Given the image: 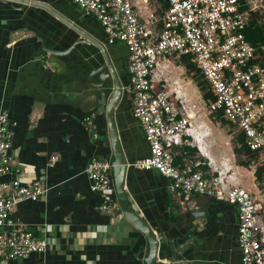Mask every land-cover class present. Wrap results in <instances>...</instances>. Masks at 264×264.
I'll list each match as a JSON object with an SVG mask.
<instances>
[{"label": "crops", "instance_id": "1", "mask_svg": "<svg viewBox=\"0 0 264 264\" xmlns=\"http://www.w3.org/2000/svg\"><path fill=\"white\" fill-rule=\"evenodd\" d=\"M36 1L49 5L105 43L126 87L114 115L128 160L125 188L130 204L136 205L151 227H158V232L169 238L188 261L240 264L237 206L200 195L181 201L169 193L168 179L133 166L149 157L150 151L133 116L128 94L127 47L119 43L109 45L101 25L71 0ZM156 1L163 15L168 3ZM134 3L143 19L147 13L157 20L162 17L152 9L150 0ZM80 39L76 31L43 8L0 0V113H8L13 123L12 156L15 167L20 169V173L6 175L1 181L17 180L22 184L40 181L47 188L41 200L22 201L12 215L24 229L46 239L47 250L8 264H145L148 247L145 237L125 219L121 210L103 211L105 200L90 188L88 164L93 158L113 162V152L106 117L108 100L96 87L101 83L97 69L103 65L104 57L93 44L81 43L71 49ZM53 51L61 54L54 55ZM170 64L171 61H163L159 69L168 83L166 74L173 72ZM173 67L184 70L183 66L173 64ZM182 79L169 83L167 90L172 94L179 86L181 99L189 103V98L196 96L194 82L192 78L187 82ZM191 110L196 134L188 147L203 154L210 134L201 133L206 122L200 121L199 109L191 105ZM87 118L94 120L92 129L87 127ZM95 133L99 138H94ZM198 138L203 140V149L196 143ZM184 160L181 164L190 161ZM257 161L258 165L260 160ZM256 168L239 164L227 184L243 187L253 196L263 208L264 224V182L257 181ZM110 200L118 203L117 192L110 195ZM162 250L158 264L166 263L165 253L169 250L164 246Z\"/></svg>", "mask_w": 264, "mask_h": 264}, {"label": "built area", "instance_id": "2", "mask_svg": "<svg viewBox=\"0 0 264 264\" xmlns=\"http://www.w3.org/2000/svg\"><path fill=\"white\" fill-rule=\"evenodd\" d=\"M71 1L101 25L109 45L127 47L128 94L150 151L149 157L133 166L168 179L169 193L181 201L200 195L237 206L240 264H264L261 205L243 187L207 177L200 170L201 162L177 161L196 134L195 116L186 99H181L178 84L179 91L171 94L159 71L163 61L189 56L213 96L209 112L221 113L243 134L246 148L264 163V64L253 63L256 48L246 37L250 11L255 9L247 0L243 5L249 11H241L240 0H166L168 7L157 20L149 13L146 19L140 17L134 0ZM86 124L92 129L93 118H87ZM12 126L8 113H0V264L48 248L46 239L37 238L12 216L22 201L41 200L47 188L40 181H1L6 175L20 173L12 156ZM93 136L99 138L97 133ZM86 173L91 191L105 200L102 210L120 211L118 203L110 200L116 193L113 162L93 158Z\"/></svg>", "mask_w": 264, "mask_h": 264}, {"label": "water", "instance_id": "3", "mask_svg": "<svg viewBox=\"0 0 264 264\" xmlns=\"http://www.w3.org/2000/svg\"><path fill=\"white\" fill-rule=\"evenodd\" d=\"M14 1L25 5H33L43 8L55 16L57 19L65 23L71 29L76 31L82 39L74 43L71 49H74L78 44L86 43L93 44L99 48L103 57V65L97 69L100 74L101 83L96 87L101 91L104 98L108 100L106 117L108 122L109 136L111 141V148L113 152V173L114 183L117 192V199L121 212L125 219L134 227L136 231L141 233L148 244L144 256L145 264H158L159 255L162 247H167L168 252L165 253L166 263L164 264H197L188 261L185 256L177 250L174 243L167 238L161 231L158 232V227L153 228L147 220L139 213L136 205H131L126 192L125 184L128 173V160L120 142L117 124L115 121V109L122 102L124 97V89L126 88L119 73L117 72L106 47V44L91 37L85 30L79 27L74 22L68 20L58 11L45 3H38L36 0H4ZM54 52V51H53ZM59 56L61 53H53Z\"/></svg>", "mask_w": 264, "mask_h": 264}, {"label": "rangeland", "instance_id": "4", "mask_svg": "<svg viewBox=\"0 0 264 264\" xmlns=\"http://www.w3.org/2000/svg\"><path fill=\"white\" fill-rule=\"evenodd\" d=\"M247 2L249 3V6L255 9V11L259 14V18L264 21V0H247ZM150 6L153 7L152 9L154 11H157L158 16H162V10L159 8V4L156 0H150ZM169 61H171L170 65L172 66L171 68H173V72L169 74L167 73L166 78L170 84H173L178 78H185L186 82L188 79L192 78L194 82L192 87L196 89V96L194 98L188 97L191 100L189 103L187 101V105H195L197 109H199L200 114L202 115H199L200 121L206 122V125L204 124V128L201 133L204 135L210 134L209 139L204 143L205 152L202 150L205 156L207 154L209 155V159L198 150V153L194 156L191 157L189 155L190 157L188 160L201 162L202 165L206 164L208 170H202L205 175L208 177L222 178L226 182L229 176L234 174V169L237 168L241 162H249L253 168H256L258 162L257 159L250 160V158L246 155L239 154L238 156L234 153L235 148L238 147L235 142L238 135L237 129L231 126H223L214 114L209 112L208 103L203 98L204 93L197 87L193 74H190L183 64H181L180 59L171 58ZM173 64L177 67L183 66L184 70L181 71L179 70L180 68L175 69ZM169 83L166 81L163 82L164 85H168ZM220 136H222L221 139ZM196 143L201 145L203 144V140L198 138Z\"/></svg>", "mask_w": 264, "mask_h": 264}, {"label": "trees", "instance_id": "5", "mask_svg": "<svg viewBox=\"0 0 264 264\" xmlns=\"http://www.w3.org/2000/svg\"><path fill=\"white\" fill-rule=\"evenodd\" d=\"M240 2L245 4L244 0H240ZM241 11H249L248 5H243L241 7ZM246 37L249 42H251L254 47L256 48V54L253 59V63H261L264 64V21L259 18V14L256 11H250V22L249 26L246 29ZM181 64L188 70L190 74H193L194 80L197 84V87L204 93L203 98L204 100L209 103V101L213 100L212 94L208 91V87L206 82L202 79V76L199 74L198 70L196 69L195 65L191 63L189 56H183L180 58ZM216 115L217 119L224 125V126H231L226 120L223 119L222 114H214ZM233 127V126H231ZM236 144L238 147L235 148V153L237 155L242 154L246 155L251 159H257L258 156L255 153L250 152L245 146V139L242 133L238 134L236 137ZM197 152V149L191 148L188 146L183 147L182 155L178 157L177 161L181 162L183 159L189 158L191 155L194 156ZM241 166L249 167L251 164L249 162H241ZM203 171L208 170V167L202 165L200 167ZM255 176L259 183L264 182V163L260 162L257 165Z\"/></svg>", "mask_w": 264, "mask_h": 264}, {"label": "bare ground", "instance_id": "6", "mask_svg": "<svg viewBox=\"0 0 264 264\" xmlns=\"http://www.w3.org/2000/svg\"><path fill=\"white\" fill-rule=\"evenodd\" d=\"M201 146V149H203V144L200 145ZM204 150V149H203ZM209 155H206V157H208Z\"/></svg>", "mask_w": 264, "mask_h": 264}]
</instances>
